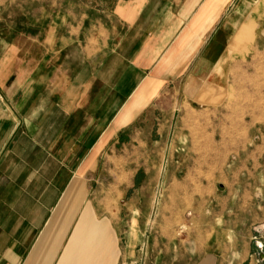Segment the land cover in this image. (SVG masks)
Listing matches in <instances>:
<instances>
[{
    "label": "crops",
    "instance_id": "1",
    "mask_svg": "<svg viewBox=\"0 0 264 264\" xmlns=\"http://www.w3.org/2000/svg\"><path fill=\"white\" fill-rule=\"evenodd\" d=\"M228 1L40 0L39 18L0 36V264H119L122 235L139 229L98 206L116 201L97 199V174L112 161L130 170V139L164 104L158 132L175 143L193 139L197 116L202 137L210 113L222 132L226 65L258 21L264 30V15ZM232 119V163L184 165V179L170 164L162 235L184 221L186 238L169 239L159 264H264V118L248 122L243 146Z\"/></svg>",
    "mask_w": 264,
    "mask_h": 264
},
{
    "label": "rangeland",
    "instance_id": "2",
    "mask_svg": "<svg viewBox=\"0 0 264 264\" xmlns=\"http://www.w3.org/2000/svg\"><path fill=\"white\" fill-rule=\"evenodd\" d=\"M95 2L112 6L116 0H95ZM39 4L40 0H12L11 10L0 12V36L16 35L23 31L26 22L39 18L41 16ZM237 7L241 12L253 7L259 15H264V0H229L225 10ZM259 35L262 36L261 42L257 44L256 37ZM235 52L238 57L228 61L226 65L229 85L225 90L223 89L224 92L219 94V98H217L224 102L221 111L225 113V123L221 125L222 132L220 134L216 130V115L213 118L210 113L208 114L210 115L208 134H204L202 137L201 125L198 122L200 116H197L193 118L196 123L188 126L192 131L193 139L185 140L182 137L178 138L177 143H175L174 137L169 139L168 127L162 132H158L160 126L155 117H159L160 114L167 116L170 113L168 106L164 104L162 108L156 107L155 111L150 109L148 113H145L147 119L140 125L142 128L141 140L130 139L127 154L130 170L116 171L115 161H112V165L107 164L106 169L103 168L98 172L93 189L97 199L102 200L106 196H112L113 201H116L108 205L98 204V206L108 207L117 217L124 216L122 220L123 229L131 224H135L139 229L136 230L134 236H127L126 232L122 235L123 252L119 258V264H159L158 260L163 258H159V255L166 254L169 256L168 253H165L164 248L168 246L169 239L178 241V239L186 238L183 235V230L187 225L184 221L178 222V226L174 229V235H162L165 233L162 212L169 208L165 199L169 192L168 169L170 164L179 165L178 179H184L186 178L184 165L206 162L215 168L217 163L223 161L232 163L233 156L230 154H232L234 141L230 134L232 125L227 122L233 121V117L240 118L242 123L240 141L243 146L247 141L248 122L251 119L252 121L253 119L263 120L264 30L259 21L254 30V37L248 41L245 48H242L241 51L232 52V55ZM212 120L213 123H211ZM130 135L134 136L135 134L130 131ZM219 135L223 138H220ZM175 146L177 152H171ZM138 167H140L138 172L133 170ZM210 174H214V172ZM191 175L193 177L200 176L201 172H189L188 176ZM121 182L124 186L130 185L129 199H125L126 193H121ZM133 182L135 185L132 187ZM137 185L139 189L136 188ZM123 195L125 200L118 202ZM166 225L169 227V222ZM128 244L130 245L129 254L124 250ZM182 252L183 250L176 254L174 252L171 257L174 258L175 255H180ZM179 257L177 255L181 261L178 264L187 262L183 260L184 254Z\"/></svg>",
    "mask_w": 264,
    "mask_h": 264
}]
</instances>
